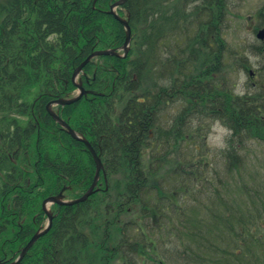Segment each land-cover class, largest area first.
<instances>
[{"label":"trees","instance_id":"16d2710c","mask_svg":"<svg viewBox=\"0 0 264 264\" xmlns=\"http://www.w3.org/2000/svg\"><path fill=\"white\" fill-rule=\"evenodd\" d=\"M115 2L0 0V26H14L18 9L35 35L33 79L0 82L3 263L45 225L44 200L64 188L75 200L94 182L90 152L47 105L74 96L72 76L91 53L124 46L125 28L108 14ZM118 12L132 28L127 57L94 59L81 76L87 94L56 108L105 175L87 202L52 206V229L21 264H264V159L241 155L255 151L248 143L264 154V83L236 94L225 0H129ZM33 100L13 123L8 108ZM216 122L231 134L213 155Z\"/></svg>","mask_w":264,"mask_h":264},{"label":"rangeland","instance_id":"374dc122","mask_svg":"<svg viewBox=\"0 0 264 264\" xmlns=\"http://www.w3.org/2000/svg\"><path fill=\"white\" fill-rule=\"evenodd\" d=\"M225 2L227 13L223 20L222 33L230 51L235 54H231L232 58L236 59L232 63H236L234 65L237 66V72L234 70L235 73L230 75V79L234 83L236 94H244L252 86L257 87L264 83V41L257 38L258 33L264 30V0H225ZM228 58H226L227 64L229 63ZM251 74H255L253 78ZM71 99L73 98L64 100ZM230 134L231 132L222 123L213 124L207 136V144L213 155L226 148ZM248 145H252L255 151H252L251 147L250 149L246 147V150L241 151V155L250 156L248 159H251V156L258 157L262 164L263 147L255 143H248ZM92 148L94 149L93 146ZM103 174L105 175L104 164ZM44 223L46 224L47 220Z\"/></svg>","mask_w":264,"mask_h":264},{"label":"flooded vegetation","instance_id":"af4514ba","mask_svg":"<svg viewBox=\"0 0 264 264\" xmlns=\"http://www.w3.org/2000/svg\"><path fill=\"white\" fill-rule=\"evenodd\" d=\"M97 1L98 0H95V3ZM117 2H119V0H116V2L110 7L108 14L111 12V8ZM128 2H129V0L124 5H121V6L116 8L117 15H119L118 10H120ZM125 11H127V10H125ZM19 12L20 11L18 9L11 12V15L13 16L12 22H13L14 26H12V27L7 26V25L0 26V82L1 83H5L7 80H12V81L23 80L24 81L25 76H27L28 81H30L34 77V67H35V52H34L35 35H34V29H31L30 27L29 28L28 27H20V25H19L20 24V20H19L20 13ZM0 14L2 16L4 15V13H0ZM111 16H113V15H111ZM4 23H5V21L2 19V21H0V25L4 24ZM25 32H27V34H25ZM8 47L11 48L10 51L9 50L7 51ZM27 47H28V50L25 49ZM76 94H77V92H75V94H73V95L75 96ZM12 95L17 96V95H19V93L15 92ZM21 95L27 96L24 93H21ZM57 95L58 94H55V97H57ZM34 96H35V93L32 92L31 94H29L28 97L33 98ZM48 96H52V94H49ZM53 101H56V99ZM51 102H49V104ZM1 103H3V99L1 100ZM34 103H35V101L33 100L31 102V107L26 108V109L24 108L23 110H20V108H14V107L8 108V112L10 113V116L12 118V122L14 123L19 118L18 114L20 112H22V113H33L34 108H35ZM48 105H47V108H48ZM3 127H4L3 106L0 104V131L3 129ZM73 140H75V139H73ZM75 141H77V140H75ZM77 142H80V141H77ZM80 143H82V142H80ZM3 147H4V145H3V140L1 137L0 138V210L1 211L3 209V199H2V195H3L2 193L3 192L2 191H3V177H4V172H5L4 160H3V156H2ZM16 153H17L16 151L9 150L7 152L8 159L14 161ZM43 225H44V223H43ZM4 264H7V263H4Z\"/></svg>","mask_w":264,"mask_h":264},{"label":"water","instance_id":"95a60500","mask_svg":"<svg viewBox=\"0 0 264 264\" xmlns=\"http://www.w3.org/2000/svg\"><path fill=\"white\" fill-rule=\"evenodd\" d=\"M128 0H119V2H117L112 8H111V12L110 15L115 16V19L117 21H119L125 28L126 30V41L125 44L122 48V50L124 51V55L126 56L129 53L130 50V46L132 43V29L131 26L129 24V19L125 20L121 17H119L115 10L117 7L124 5ZM258 40L260 41H264V30H261L258 35H257ZM104 56H110V57H121L119 52H117L116 50H103V51H96L93 52L78 68L77 70L74 72L73 75V83L74 85L78 88L79 90V95L71 100H64V99H60L57 101H54L52 103H50L48 105V113L49 115L64 129L67 130L68 134L75 140L80 141L82 143L85 144L86 148L89 150V152L91 153L93 160L96 164V176H95V180L92 184V186L89 188V190L80 198L76 199V200H72V201H65L64 198V192L67 188L63 189L62 192L58 195V196H52L49 197L48 199H46L43 202V211L47 214L48 218H49V222L47 224V226L44 229H40L38 230L33 237L30 239V241L28 242V244L21 250L19 256L16 258V260L8 263V264H21L23 262V260L25 259V257L27 256V254L29 253V251L34 247V245L45 235H47L50 230L52 229L53 226V215L49 212V208L52 205H59L62 207H73L75 205H79L81 203H85L87 200H89V198L91 196H93L96 191H98V189L96 190L98 183L100 181V177H101V173L103 171V164L102 161L100 159V157L98 156V154L96 153V151L92 148L91 144L78 136V134L71 129V127L59 116L57 115L52 107L54 105H59V106H70L73 105L77 102H79L86 94V91L83 88L82 83L80 82L79 84L77 83V80L80 76V74L83 72L84 68L94 59V58H98V57H104ZM0 264H4L0 261Z\"/></svg>","mask_w":264,"mask_h":264}]
</instances>
